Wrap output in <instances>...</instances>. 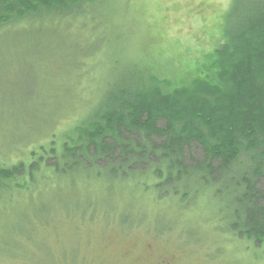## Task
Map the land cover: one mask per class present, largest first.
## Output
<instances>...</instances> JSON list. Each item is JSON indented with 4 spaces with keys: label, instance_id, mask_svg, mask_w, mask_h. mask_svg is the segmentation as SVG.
<instances>
[{
    "label": "trees",
    "instance_id": "obj_1",
    "mask_svg": "<svg viewBox=\"0 0 264 264\" xmlns=\"http://www.w3.org/2000/svg\"><path fill=\"white\" fill-rule=\"evenodd\" d=\"M107 8L111 10L112 1L0 0V47L12 39L16 42L18 36L28 38L26 44L15 43L25 55H35L45 65L69 67L47 68L38 79H51L64 72L74 74L80 94L71 109L89 104L66 131L52 133L28 147L17 163L7 165L0 160V202L8 193L13 197V191L32 195L36 189L42 194L45 190L46 197L47 191L64 186L61 180L66 178L75 188L88 178L95 182L106 179L111 194L116 186L123 192L127 183L140 185L142 194H153L157 200L176 198L182 201L181 207L210 194L213 200L226 203L224 212H219L226 232L243 236L254 246L263 245L264 0H232L223 16L220 45L202 53L204 58L199 63L182 65V58L171 56L161 64H152L157 55L148 52L144 44L136 52L141 66L135 68L127 64L132 57L121 35L105 30ZM122 12L119 24L126 25ZM96 19L102 25H96L100 28L94 31ZM46 25L58 33L49 34L47 42L31 33ZM129 27L125 33L133 31ZM76 30L88 32L91 42L82 44L79 38L72 41L70 34ZM30 43L37 45L31 48ZM3 54L0 52V61L4 60L6 70L7 56L4 59ZM122 63L127 68L119 69ZM28 117L38 115L33 111ZM49 120L41 122L51 128L55 121ZM36 129L39 136L41 131ZM93 184L95 188L100 185ZM78 197L69 209H82L83 214L88 211L93 216L95 208L90 211L86 204L94 201L97 205L98 198L80 201ZM39 204L34 217L28 215V209L19 217L28 222L29 229L34 228L35 219L43 222L40 217L47 210L48 200ZM132 216L124 219L122 229L132 222ZM8 231L26 234L17 223ZM16 244L12 241L11 246ZM125 251L123 248L118 253L122 261L129 262Z\"/></svg>",
    "mask_w": 264,
    "mask_h": 264
},
{
    "label": "rangeland",
    "instance_id": "obj_2",
    "mask_svg": "<svg viewBox=\"0 0 264 264\" xmlns=\"http://www.w3.org/2000/svg\"><path fill=\"white\" fill-rule=\"evenodd\" d=\"M109 1H112V8H107L110 11L106 12L108 21L105 30L121 35L120 39L129 48L128 55L132 57L127 64L135 68L141 66L136 52L142 50L144 44L148 52L157 55L152 64H161L171 56L182 58V65L202 61V53L212 52L221 43L223 16L232 0H128L127 5L126 0L124 3L121 0ZM122 11L125 12L122 19L126 20V25L119 24ZM98 21L96 19L95 24L92 23L94 31L101 27ZM96 25L100 27L96 29ZM47 26L31 33L39 34L47 42L49 34L58 35ZM128 27L130 31L125 33L124 29ZM58 29L63 30L61 27ZM70 35L72 41L79 38L82 44L91 42L87 39L88 32L76 30V34ZM107 35L112 36L110 32ZM14 40L0 47V52H4L2 57L5 59L7 56L6 70L3 69L4 60L0 61V160L12 164L23 157L28 147L31 149L52 133L60 135L66 131L89 105L82 103L71 109L80 94L74 74L64 72L51 79H38V75H42L47 68L64 70L69 67L54 63L45 65L46 62L37 56L25 55L15 45L18 42L26 44L28 38L18 36L16 42ZM35 45L37 43L29 44L31 48ZM167 66L171 67L169 63ZM120 68H127V65L122 63ZM67 107L68 118L64 119ZM33 111L38 117L29 118ZM49 118L55 121L51 128L41 122ZM36 128L41 131L39 136H36ZM24 161L27 162L26 158ZM88 179L87 182H79L76 188L70 178L62 179L64 186L47 191L46 197L45 190L42 194L37 189L32 195L20 191H13V197H9L10 193L6 194L0 202V237L7 234V238L0 242V264H130L122 261L118 251L133 245L138 251L143 250L145 245H152L151 257L160 253L174 254L178 257V264H264V243L254 246L247 243L243 236L223 229L225 223L219 219V214L222 210L224 212L226 203L221 199L213 200L208 194L181 207L179 199L167 196L157 200L153 194H142L140 185L134 187L132 183H127L122 192L114 183L116 187L115 190L110 189L114 190L111 194L108 193L109 185L104 183L109 182L106 179L99 182ZM138 181L143 183L141 179ZM93 183L100 185L95 188ZM75 196H79L80 201L98 198L97 205L94 201L86 204L90 211L95 208L93 216L88 211L83 214L82 209L79 212L69 209L75 202ZM43 199L48 200L51 208L45 204L47 210L43 217L39 216L44 218L43 222L31 218L30 221L35 219L32 221L34 228L29 229L28 222L21 221L19 217L26 209L30 210L28 215L34 217V209L38 213ZM129 215L135 217L132 216V222H128L123 230L122 223ZM15 223L26 234L8 231V227ZM12 241L18 244L11 246ZM162 245L165 250L159 248ZM167 247L179 255L167 250ZM51 255H55L57 261H53ZM154 262L152 260L151 264Z\"/></svg>",
    "mask_w": 264,
    "mask_h": 264
},
{
    "label": "flooded vegetation",
    "instance_id": "obj_3",
    "mask_svg": "<svg viewBox=\"0 0 264 264\" xmlns=\"http://www.w3.org/2000/svg\"><path fill=\"white\" fill-rule=\"evenodd\" d=\"M145 245V248L143 250L138 251V248L133 245L128 248H126V251L124 252L123 256L125 259H127L130 264H151L152 260H155L153 264H178V257L176 255H165L164 253L156 254L155 257H151V254L153 253L152 245L147 246ZM164 248V247H163ZM167 250H170L172 253L176 251L171 250L167 248ZM166 254H171L170 252H166ZM178 254V253H177ZM179 255V254H178ZM132 259V261H130Z\"/></svg>",
    "mask_w": 264,
    "mask_h": 264
}]
</instances>
